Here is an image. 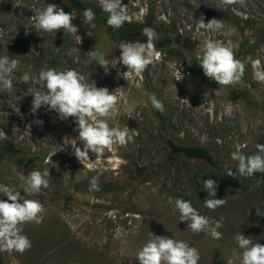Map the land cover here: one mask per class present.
<instances>
[{
    "label": "rangeland",
    "instance_id": "rangeland-1",
    "mask_svg": "<svg viewBox=\"0 0 264 264\" xmlns=\"http://www.w3.org/2000/svg\"><path fill=\"white\" fill-rule=\"evenodd\" d=\"M88 1L100 5L99 0ZM15 2L0 0V57L19 62L9 77L12 87L0 85V142L40 150L44 157L32 168L19 170L16 158L0 153V185L17 188L25 199L40 201L44 212L41 223L20 226L31 248L23 254L0 252V264H139L136 254L152 233L195 247L200 254L198 264H227L229 258L241 264L243 250L234 239L239 232L252 237L253 243L264 244V178L242 180L226 196L216 197L224 198L225 205L210 210L204 207L208 198L204 180H216V171L200 162L174 161L165 144L170 138L181 146L205 147L225 169L236 168L231 153L238 148L246 156L254 155L256 145L264 144V83L253 79V63L259 60L264 68V0H237L235 4L122 0L135 33L123 42H146L142 29L150 27L157 35L176 38L185 59L196 66L194 72H187L176 56L156 50L159 58L127 80L122 75L127 68L118 62L122 42L109 40L94 21L92 26L84 24L82 12L71 10L63 0H19L20 7H14ZM47 4L73 12L80 43L66 31L49 33L34 27L35 11ZM201 17L205 23L218 19L223 27L200 29ZM207 40L231 46L235 57L245 63L241 82L224 86L205 76L198 57ZM91 50L105 54L110 65L116 66H110L107 74L96 61L89 68L87 53ZM53 56L57 71L75 69L85 79L91 74L90 81H85L89 85L106 87L110 93L120 88L124 93L117 104L119 115L107 122L110 127L127 126L138 135L124 146L106 149L98 164L84 166L76 159L71 144L82 149L83 142L75 118L61 120L45 107L31 112L33 98L24 93L32 87L47 91L38 77ZM180 71L183 79L176 81ZM25 73L30 76L27 83L22 80ZM152 96L163 102V112L152 106ZM17 97L23 98L18 101ZM229 105L231 115L226 112ZM38 120L43 123L37 124ZM51 145L64 150L52 155ZM89 157L93 162L96 159L91 152ZM34 169L49 170V187L40 193H24L17 172L27 175ZM65 172L72 177L67 183ZM94 176L99 178V191L89 190ZM194 188L204 194L203 201L193 193ZM169 197L191 201L199 214L210 219L223 217L218 229L222 238L215 240L210 234L188 229V222L180 221L179 211L168 203ZM0 199L7 197L0 194Z\"/></svg>",
    "mask_w": 264,
    "mask_h": 264
},
{
    "label": "clouds",
    "instance_id": "clouds-1",
    "mask_svg": "<svg viewBox=\"0 0 264 264\" xmlns=\"http://www.w3.org/2000/svg\"><path fill=\"white\" fill-rule=\"evenodd\" d=\"M99 2L102 10L109 14L107 19L109 27L119 29L129 21V16L122 6V0H99ZM224 2L225 4H235L237 0H224ZM239 2L242 3L243 0H239ZM13 6L20 7L19 0H16ZM95 15L91 8L85 9L82 12L83 23L92 26ZM75 18L73 12L67 13L63 8H58L56 4H47L43 10L35 11L32 20L37 30L49 33L63 30L76 35L78 28L72 23ZM222 27V22L218 19H211L205 23L204 18L201 17L198 21L200 29L217 31ZM2 34V30H0V35ZM142 35L147 38L146 42L128 41L119 45L121 54L118 62L127 68V71L122 74L125 80L132 74L139 76L147 70L149 65L154 63L155 59L159 58L154 43L157 39L155 30L145 27L142 29ZM76 36L80 43L81 37ZM87 55L89 61L95 60L99 66L104 68L106 74L110 71V66L115 67L117 64L110 65L105 54L94 50L89 51ZM198 60L205 76L219 85L227 86L241 82L246 71L245 63L235 57L232 47L220 41H205ZM18 63L16 59H10L8 56L0 57V85L3 88L12 87L9 77L17 69ZM182 79L180 71L175 80ZM253 79L264 83V68H261L259 60L253 63ZM22 80L25 83L30 80L28 73L22 76ZM38 81L44 82L47 91L32 87L24 93V95H30L33 98L31 112L35 114L41 107H45L55 111L61 120L75 118L78 137L83 142V148L77 147V143L71 145L76 159L84 166L100 163L106 149L111 151L114 146H124L133 140L134 135H138V131L130 130L127 126L124 128L110 127L107 122L109 118L119 115L117 104L124 97L120 88L110 93L106 87H93L86 83L84 76L75 69L57 71L53 68H46L40 71ZM207 96L208 93H205V97ZM22 98L17 97L18 101ZM150 99L155 109L160 112L164 111L162 101L155 96ZM226 112L231 115V105L227 106ZM36 123L42 124L43 121L38 120ZM51 148L52 155L64 150L61 145H51ZM256 148L258 151L254 155L246 156L239 148L232 152L231 159L237 162L236 172L234 173L232 168H228L227 176L250 177L256 172H264V144L258 143ZM89 152L95 155L94 162L90 160ZM49 175V170L41 172L34 169L27 175L17 172V176L22 182L20 189L28 194L40 193L42 188L49 187V181L46 179ZM71 178L69 173H64L65 183ZM98 179L96 176L91 178L90 191H99ZM218 186L216 180L211 178L204 180V188L208 194V198L204 201V207L210 210H215L227 203L224 198H216ZM0 194L7 197V200L0 199V252L23 254L32 245L20 226L30 222L41 223L44 206L38 200L25 199L20 190L7 185H0ZM168 203L174 204V208L180 213V221L188 222V229L192 232L197 234L205 232L215 240L222 238V233L218 229L223 226V217L220 220H213L201 215L192 206L191 201L181 198L169 197ZM234 239L239 248L243 250L241 264H264V244L253 243L252 237L245 236L241 232L237 233ZM135 258L138 259L139 264H198L200 254L195 247L184 241L152 233L151 239L142 246ZM227 264H234V260L227 259Z\"/></svg>",
    "mask_w": 264,
    "mask_h": 264
},
{
    "label": "trees",
    "instance_id": "trees-1",
    "mask_svg": "<svg viewBox=\"0 0 264 264\" xmlns=\"http://www.w3.org/2000/svg\"><path fill=\"white\" fill-rule=\"evenodd\" d=\"M67 6L76 12H83L87 8H91L95 12L94 22L100 26L104 31L106 36L112 42H123L128 37L135 35L134 31L131 30L132 25L129 22H125L124 25L119 29H113L109 27L107 24L108 13L104 12L101 8V5L96 4L94 2L88 0H63ZM128 36V37H127ZM156 50L160 52H165L168 55L176 56L180 62L184 65L187 72H194L196 69L194 63H189L185 57L183 56V49L180 47L176 38H174L170 34H162L159 33L157 35V39L155 40ZM57 57H50L46 62V68L55 67ZM95 60L88 61L86 64L89 68H91L94 64ZM91 74L87 76L85 81H90ZM165 144L168 148L170 157L177 161L178 159L184 162H196L203 163L208 168L215 170L218 174V178L216 181L218 183L217 196L216 197H224L229 192V188L238 186L239 183L247 178H254L257 176H261L264 178V172H256L250 177H230L227 176V169L223 168L215 155H213L207 148L201 146H181L172 141V139H165ZM0 153L8 156L9 158H16V164L18 169L22 168H32L36 163L43 160L44 154L40 150H28L23 149L21 147H15L12 144L0 142ZM46 153V152H45ZM187 167H184L186 170ZM232 171L235 173L236 169L232 168ZM145 173V170H144ZM146 175V173H145ZM110 184V183H109ZM108 187L112 188V184ZM194 186V185H192ZM197 188V186H196ZM193 193L198 196L200 200H204V194L200 192L198 189H192Z\"/></svg>",
    "mask_w": 264,
    "mask_h": 264
}]
</instances>
